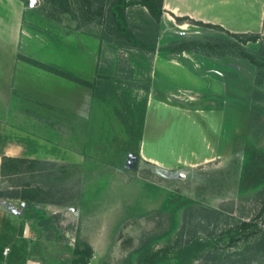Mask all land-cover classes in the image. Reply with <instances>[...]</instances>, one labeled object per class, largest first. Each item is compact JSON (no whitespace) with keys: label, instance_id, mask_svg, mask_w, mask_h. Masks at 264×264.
Segmentation results:
<instances>
[{"label":"rangeland","instance_id":"374dc122","mask_svg":"<svg viewBox=\"0 0 264 264\" xmlns=\"http://www.w3.org/2000/svg\"><path fill=\"white\" fill-rule=\"evenodd\" d=\"M116 1L27 2L41 42L33 53L71 78L41 68L43 74L88 80L93 98L83 118L71 116V160L44 161L38 172L17 178L1 176L0 160V192L13 184L38 188L39 206L60 217L42 231L44 259L29 251L39 231L22 201L0 196V216L25 219L28 258L37 264H63L72 257L66 247L79 241L93 248L90 264H143L148 257L156 264H264V179L252 178L264 170V56L258 69L226 48L180 56L144 51L119 36L110 13ZM262 9L244 32L164 14L157 22L141 4L126 18L146 44L213 45L212 38L232 39L227 32L264 37ZM259 45L245 48L257 54ZM41 120L62 126L49 111Z\"/></svg>","mask_w":264,"mask_h":264},{"label":"crops","instance_id":"0c3cea01","mask_svg":"<svg viewBox=\"0 0 264 264\" xmlns=\"http://www.w3.org/2000/svg\"><path fill=\"white\" fill-rule=\"evenodd\" d=\"M263 1L162 0V6L166 16L244 32L248 30L243 26H248L251 18L262 15ZM33 12L23 0H0V160L7 156L64 162L74 155L68 139L74 137L72 117L83 118L89 111L92 89L53 73L46 72L49 76H45L44 70L27 62L29 59L45 64L33 53V47L41 43L32 32V19H28ZM84 34L79 38L86 45L89 35ZM46 79L50 87L43 85ZM43 111L57 116L62 126L55 129L45 125L41 120ZM150 161L159 165L156 160ZM26 230L23 217L0 216V264H37L21 247L28 241Z\"/></svg>","mask_w":264,"mask_h":264},{"label":"trees","instance_id":"16d2710c","mask_svg":"<svg viewBox=\"0 0 264 264\" xmlns=\"http://www.w3.org/2000/svg\"><path fill=\"white\" fill-rule=\"evenodd\" d=\"M23 1L28 2L29 0ZM86 3L88 6H93L92 0H86ZM134 4H141L149 9L152 16L157 22H160L164 14L162 0H140L137 3L132 2L131 0H117L111 5L110 13L113 21L117 25L119 36L126 39L134 47H138L144 51L153 53L157 51H164L172 55H180L184 52H195L205 55V51H207L208 49L212 50L216 48H226L228 53H230L231 55H238L240 58L245 59L250 64L256 66V68L261 69V67H263V63L260 61V59L264 56V37L260 36V34L258 33L236 34L227 32V34L232 37V39L212 38L211 41L213 42V45L198 39L174 42L173 45H175V47H171L168 45L163 48H158L157 44H146L143 41L138 40L129 29L128 21L126 18V11L130 6ZM175 20L179 23L186 21L195 26L222 30L220 26L194 22L189 18L175 17ZM248 43L260 44L257 54L249 53L246 50L245 46ZM224 55L226 54L218 53L214 56L221 58ZM27 62L50 72H55L56 74L71 78L70 76H67L66 74L64 75L45 64L29 59H27ZM73 80L91 89L93 88L90 82L74 78ZM255 83L259 84L258 78L255 79ZM43 162L44 161L40 160L18 159L4 156L1 160V176L3 178H17L25 174H34L39 171L38 165H41ZM24 166H28V168H23ZM263 172L264 170L257 171V173H254L252 175L253 181H255V183L261 182L262 179H264V176H262ZM247 175L248 173L244 171L242 176L243 179H246ZM249 178H251V175L249 176ZM0 196L11 200H20L25 204V218L28 220H33L36 223L37 229L39 231V238L30 251H33V253L35 252L38 257H42V259H44L42 256V231H51L55 227V224L58 223L60 217L57 214H48L44 208H41L39 206L43 201L42 193L38 188L31 187L30 185L13 184L6 190L1 191ZM21 247H23L28 253L29 242L24 241ZM66 251H68V253L71 254L72 257L69 260H65L63 264H90L94 254L92 246L86 242L81 241H79L74 248H72L71 246H67ZM37 261L43 264L41 260L37 259ZM45 264L47 263L45 262ZM143 264H156V262L153 258L148 257Z\"/></svg>","mask_w":264,"mask_h":264},{"label":"water","instance_id":"95a60500","mask_svg":"<svg viewBox=\"0 0 264 264\" xmlns=\"http://www.w3.org/2000/svg\"><path fill=\"white\" fill-rule=\"evenodd\" d=\"M30 3L32 4V6H35L37 3V0H30ZM133 160H134V157L131 156V161H133Z\"/></svg>","mask_w":264,"mask_h":264},{"label":"built area","instance_id":"2783aa9c","mask_svg":"<svg viewBox=\"0 0 264 264\" xmlns=\"http://www.w3.org/2000/svg\"><path fill=\"white\" fill-rule=\"evenodd\" d=\"M8 251H9V250H6V252H5V253L7 254V253H8Z\"/></svg>","mask_w":264,"mask_h":264}]
</instances>
